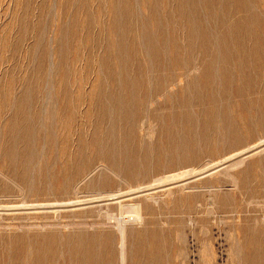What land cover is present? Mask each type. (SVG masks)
Returning a JSON list of instances; mask_svg holds the SVG:
<instances>
[{"label": "rangeland", "instance_id": "374dc122", "mask_svg": "<svg viewBox=\"0 0 264 264\" xmlns=\"http://www.w3.org/2000/svg\"><path fill=\"white\" fill-rule=\"evenodd\" d=\"M69 261L264 264V0H0V263Z\"/></svg>", "mask_w": 264, "mask_h": 264}, {"label": "bare ground", "instance_id": "6f19581e", "mask_svg": "<svg viewBox=\"0 0 264 264\" xmlns=\"http://www.w3.org/2000/svg\"><path fill=\"white\" fill-rule=\"evenodd\" d=\"M245 26V25H244ZM208 62V61H207ZM230 84V83H229ZM201 118V117H200ZM259 119V118H258ZM261 121V120H260ZM11 122V121H10ZM26 122V121H25ZM19 125V124H18ZM16 128V127H15ZM3 146V145H2ZM8 149V148H7ZM7 151V150H6ZM12 152V151H11ZM6 154V153H5ZM12 157L14 158V156H13V152H12ZM231 157V156H230ZM229 159V158H228ZM129 163V162H128ZM182 175V174H181ZM170 177V176H169ZM148 188H149V186H148ZM132 192V191H131ZM115 194V193H114ZM125 194V193H124ZM116 195V194H115ZM114 195V196H115ZM240 195V194H239ZM108 196V195H107ZM110 196H112V195H110ZM113 196V197H114ZM117 198H119V197H117ZM120 198H122V197H120ZM115 200H116V198H115ZM112 201V200H111ZM128 203V205H124L125 207H127V209H128V211H131V212H135V204H138V203H136V202H134L135 204H129V202H127ZM124 204V203H123ZM36 205H38V204H36ZM120 205V204H119ZM123 206V205H122ZM7 207V206H6ZM118 207H120V206H118ZM121 208V207H120ZM2 209V208H1ZM112 213V212H111ZM120 213H121V209H120ZM140 215V214H139ZM119 216V215H118ZM135 217H138V216H135ZM130 219H132V218H130ZM132 220H135V218L134 219H132ZM117 222V221H116ZM115 222V223H116ZM125 222V221H124ZM138 223V222H137ZM140 223V222H139ZM63 225V224H62ZM114 225V224H113ZM116 225H118V224H116ZM119 226V225H118ZM118 226H116V227H118ZM119 227H121L120 229H122V226H119ZM121 231V230H120ZM120 233V232H119ZM122 234V233H121ZM2 235V234H1ZM87 236V235H86ZM105 236H107V235H105ZM121 236V235H120ZM143 236H145V235H143ZM118 238V240H119V236L117 237ZM136 238V237H135ZM9 239V238H8ZM121 239V238H120ZM123 239H124V232H123ZM142 239V238H141ZM2 240V239H1ZM136 240V239H135ZM8 241V240H7ZM139 241V240H138ZM122 242V241H121ZM153 242V241H152ZM7 243V242H6ZM74 244V243H73ZM108 244V243H107ZM119 244H120V241H119ZM124 244V243H123ZM125 244H126V242H125ZM133 244V243H132ZM4 245V244H3ZM8 245V244H7ZM80 245V244H79ZM99 245V244H98ZM131 245V244H130ZM136 245V244H135ZM83 246V245H82ZM122 246H124V245H122ZM11 247V246H10ZM9 247V248H10ZM120 247V246H119ZM138 247V246H137ZM7 249H8V246H7ZM74 249V248H73ZM83 250V249H82ZM85 250V249H84ZM83 250V251H84ZM87 250V249H86ZM106 250H108V249H105V251ZM9 251V250H8ZM126 251V250H125ZM120 252V251H119ZM118 252V253H119ZM130 253V252H129ZM154 253V252H153ZM126 254V253H125ZM120 256H118V257H120V259L122 258L121 257V255H122V253L120 252V254H119ZM124 255V254H123ZM122 255V256H123ZM130 255V254H129ZM137 255V254H136ZM141 255V254H140ZM5 256V255H4ZM6 257H7V255H6ZM128 257V256H127ZM144 257V256H143ZM2 258V257H1ZM62 258V257H61ZM69 258V257H68ZM153 258H155V257H153ZM4 259V258H3ZM59 259H60V257H59ZM78 259V258H77ZM87 259H89V258H87ZM124 259V258H123ZM151 259V258H150ZM9 260V259H8ZM85 260V259H84ZM90 260V259H89ZM122 260V259H121ZM149 260V259H148ZM65 261V260H64ZM75 261V260H74ZM73 261V262H74ZM87 261V260H86ZM86 261H82V263L83 264H85L86 263ZM106 261H108V260H106ZM150 261V260H149ZM148 261V262H149ZM152 261V260H151ZM5 262V261H4ZM70 262V261H69ZM112 262V261H111ZM155 262V261H154ZM23 263V262H22ZM67 263H68V261H67ZM100 263V262H99ZM157 263V262H156ZM0 264H2V262L0 263ZM69 264H71V262L69 263ZM79 264V263H78ZM92 264H93V262H92ZM119 264V263H118ZM141 264V263H140ZM154 264V263H153Z\"/></svg>", "mask_w": 264, "mask_h": 264}]
</instances>
